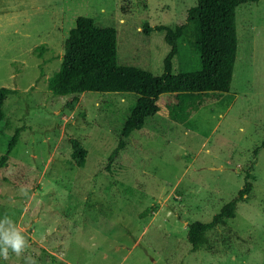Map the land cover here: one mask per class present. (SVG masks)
<instances>
[{
  "label": "rangeland",
  "instance_id": "rangeland-1",
  "mask_svg": "<svg viewBox=\"0 0 264 264\" xmlns=\"http://www.w3.org/2000/svg\"><path fill=\"white\" fill-rule=\"evenodd\" d=\"M195 3L0 0V87L15 89L3 104L0 157L23 127L0 166V218L26 238L24 251L0 254V264H264V0L236 8L230 90L210 93L184 124L147 117L115 161L108 157L137 95H52L47 87L77 16L116 29L120 64L160 75L169 46L162 31L147 35L142 25L174 27ZM190 40L181 39L173 73L192 68ZM71 138L87 150L84 167L72 162ZM246 173L252 190L235 216L207 232L209 247L193 250L188 225L210 221Z\"/></svg>",
  "mask_w": 264,
  "mask_h": 264
},
{
  "label": "trees",
  "instance_id": "trees-1",
  "mask_svg": "<svg viewBox=\"0 0 264 264\" xmlns=\"http://www.w3.org/2000/svg\"><path fill=\"white\" fill-rule=\"evenodd\" d=\"M259 0H196L185 20L174 27L143 23V33L162 31L169 50L163 58V72L155 75L134 65L120 64L117 58V31L114 27L97 26L90 16L79 15L64 39V52L58 69L48 77L47 87L52 95L83 92L134 93L137 95L123 123L117 146L108 160L120 158L126 148V138L139 131L147 117L169 116L184 124L191 114L203 106L210 93L230 90L237 50L236 8L245 2ZM187 34L196 59L192 68L173 73L172 60L179 53V44ZM39 56L43 46L38 47ZM196 66V68H195ZM15 89L0 87V122L5 119L3 104ZM73 96L65 107L73 110L78 103ZM23 127H16L8 139L6 152L0 157L4 166L16 146ZM71 159L84 167L87 150L77 138L70 139ZM264 147V140L261 142ZM257 152V148L254 151ZM253 175L246 173L238 193L226 202L208 222L194 221L188 225L187 239L193 250L209 247L207 232L223 225L235 216L237 203L252 190Z\"/></svg>",
  "mask_w": 264,
  "mask_h": 264
},
{
  "label": "clouds",
  "instance_id": "clouds-1",
  "mask_svg": "<svg viewBox=\"0 0 264 264\" xmlns=\"http://www.w3.org/2000/svg\"><path fill=\"white\" fill-rule=\"evenodd\" d=\"M26 246L25 236L16 228L10 217L0 218V254L7 255L11 250L17 255L21 254ZM30 264H38L35 258L26 257Z\"/></svg>",
  "mask_w": 264,
  "mask_h": 264
}]
</instances>
